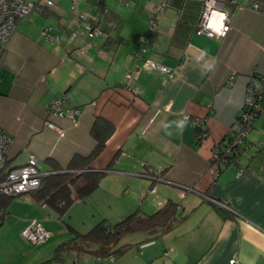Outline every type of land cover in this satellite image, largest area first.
Segmentation results:
<instances>
[{
    "label": "crops",
    "instance_id": "0c3cea01",
    "mask_svg": "<svg viewBox=\"0 0 264 264\" xmlns=\"http://www.w3.org/2000/svg\"><path fill=\"white\" fill-rule=\"evenodd\" d=\"M219 1L231 21L219 39L195 32L201 0L71 1L118 43L108 35L87 38L77 13L61 3L54 9L39 5L19 20L0 60V130L13 138L6 168L24 165L33 154L48 175L55 173L53 165L74 171L66 170L69 162L91 152L90 128L102 118L114 131L88 167L105 174L64 215L72 218L78 205L89 210L94 204L122 219L136 210L150 215L170 200L187 218L143 245L159 250L161 264H264V112L232 164L216 178L210 165L213 147L238 116L249 77L264 76V4L254 11L251 0ZM158 4L165 6L160 13L153 11ZM152 18L157 26L147 36ZM145 59L172 76L144 68ZM54 99L79 111L75 126L68 118L47 117L45 106ZM185 115L202 119L207 136L201 138L191 122L183 125ZM47 120L59 130L48 128ZM147 170L158 171L161 180L144 177ZM215 202L231 216L223 218ZM5 210L1 225L18 238L32 219L50 234L58 231L48 220L54 211L31 193L12 198Z\"/></svg>",
    "mask_w": 264,
    "mask_h": 264
},
{
    "label": "built area",
    "instance_id": "2783aa9c",
    "mask_svg": "<svg viewBox=\"0 0 264 264\" xmlns=\"http://www.w3.org/2000/svg\"><path fill=\"white\" fill-rule=\"evenodd\" d=\"M201 1L204 7L202 17L196 25L195 32L214 39L225 37L231 29V21L228 12L223 7V2L219 0ZM230 2L235 4L234 0H230ZM262 4H264V0H251L248 7L251 10L259 11ZM39 5L50 9L55 7L53 0H0V60L5 45L16 30L17 22L29 15ZM164 9V4H158L153 7V11L156 13H160ZM74 10L75 6L72 3L69 11L72 13ZM79 18L84 20L85 16L79 14ZM156 24L155 18H152L149 23L147 36L156 29ZM42 34L45 38L50 37L48 29H43ZM82 34L89 39L107 38L105 32L87 21L83 25ZM75 35L74 32L71 33V36ZM147 36L142 37L143 41L146 42L148 40ZM52 39L58 40L57 37ZM143 51H145V48H143ZM142 66L146 69L159 71L168 77L172 76V72L169 68L149 59H145L142 62ZM125 78L127 80L130 79L131 74L126 73ZM45 111L47 117L68 118L74 126L77 124L79 111L65 106L60 99L51 100L45 106ZM263 112L264 76L261 74H252L248 79L243 103L238 112L236 121L230 126L229 132L223 142L215 145L212 149L210 165L213 178L218 177L220 172L236 160L245 140L252 130L255 119ZM189 122H191L192 127L195 129L202 128L200 131L201 138L207 136V130L203 127L204 121L202 119L197 118L190 120L189 116H182L181 123L183 125ZM45 124L50 129L59 130L58 127L49 120H47ZM12 143L13 138L0 130V196L5 197H16L36 190L41 183V179L48 175V173L39 170L37 159L33 154L28 155L27 162L24 165L7 169V154ZM262 144L264 146V137ZM142 175L150 178L152 181L161 180L160 173L155 170H147L143 172ZM240 175L241 171L237 173V176ZM182 190H187V188H182ZM154 192V188H151L150 194ZM215 203L220 204L218 202ZM1 216L6 217L5 214L0 212V217ZM21 235L28 243L37 245L46 241L51 234L44 229L38 220L32 219L22 230ZM114 261L115 256L113 255L104 260V262L107 263H113ZM44 264H52V262H46Z\"/></svg>",
    "mask_w": 264,
    "mask_h": 264
},
{
    "label": "trees",
    "instance_id": "16d2710c",
    "mask_svg": "<svg viewBox=\"0 0 264 264\" xmlns=\"http://www.w3.org/2000/svg\"><path fill=\"white\" fill-rule=\"evenodd\" d=\"M102 31L109 36V42L112 40H115L116 43L119 42V38L113 39L109 31L104 29ZM196 130L200 135L202 128ZM113 131L112 124L102 118H95L90 128V134L95 140L94 148L84 157L74 156L71 159L66 170L74 171L61 173L58 166L53 165L55 173L43 177L39 187L30 192L34 200L53 210L59 218L75 201L85 200L98 187L105 174V172L90 171L88 166L103 150ZM78 160H81L79 165L76 164ZM12 198L14 197L0 196V212L5 216H7L5 209ZM212 204L223 218L231 216L217 204ZM180 209L178 204L168 200L160 209L150 215L136 210L114 224H107L104 219L84 234L68 226L67 229H69L71 237L55 248L52 259H59L64 252L73 251L77 256L80 253L92 255L95 258L93 264H104V260L109 256H114L116 252L122 254L126 250V246L116 249L120 239L126 234L147 233L149 237L141 243L143 244L157 240L171 232L187 218L188 214H183ZM4 219L5 217H0V225ZM74 264H81L77 257Z\"/></svg>",
    "mask_w": 264,
    "mask_h": 264
},
{
    "label": "rangeland",
    "instance_id": "374dc122",
    "mask_svg": "<svg viewBox=\"0 0 264 264\" xmlns=\"http://www.w3.org/2000/svg\"><path fill=\"white\" fill-rule=\"evenodd\" d=\"M71 1L72 0H53L55 4L61 3L68 5V11L72 4ZM75 3V10L72 14L77 13L76 17L78 20H81L83 26L88 18V13L80 11L77 7V2ZM79 14H83L85 19H80ZM137 202L138 201L135 202L136 205ZM96 208L97 206L92 204L88 208L89 210H84L85 207L83 209L82 205H78L74 209H78V212L75 214V211L73 210L74 215L72 218L64 215L62 220H59L58 215L53 212L52 216L54 219L48 220L54 222V225L58 224V231L53 232L46 241L37 245L28 243L22 235H19L18 238L11 229L3 228L4 224H2L0 226V264H41L49 261L52 262V264H69L70 260L76 255L73 251L64 252L60 257L61 259H52L54 249L59 244L69 240L71 237V233L66 227L70 226L74 230L76 229L77 232L84 234L104 219L107 224H114L121 219V215L118 212L112 214V210H108L105 206L100 207V210H97ZM94 209H96L95 215L92 216L91 211ZM148 237L149 235L145 232H135L124 235L120 239L116 249L126 246V250L122 254L116 252L114 255L115 261L113 263L105 262L104 264H161L163 257L159 250L143 249L145 243H141ZM76 257L81 264H93L95 260L92 255L86 253H80L78 256L76 255L75 258Z\"/></svg>",
    "mask_w": 264,
    "mask_h": 264
},
{
    "label": "water",
    "instance_id": "95a60500",
    "mask_svg": "<svg viewBox=\"0 0 264 264\" xmlns=\"http://www.w3.org/2000/svg\"><path fill=\"white\" fill-rule=\"evenodd\" d=\"M62 173V172H61Z\"/></svg>",
    "mask_w": 264,
    "mask_h": 264
}]
</instances>
